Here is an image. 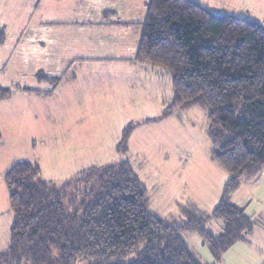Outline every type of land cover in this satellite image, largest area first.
Instances as JSON below:
<instances>
[{"label":"trees","instance_id":"obj_1","mask_svg":"<svg viewBox=\"0 0 264 264\" xmlns=\"http://www.w3.org/2000/svg\"><path fill=\"white\" fill-rule=\"evenodd\" d=\"M147 7L136 60L171 73L165 116L207 112L213 159L230 173L219 203L212 213L189 203L177 223L148 211V189L127 160L60 184L42 179L37 162L19 161L5 174L14 221L0 264H216L202 262L182 232H198L220 260L247 225L232 196L241 179L264 169V26L195 0H149ZM8 92L0 86V97ZM212 217L226 221L223 232L205 226Z\"/></svg>","mask_w":264,"mask_h":264},{"label":"rangeland","instance_id":"obj_2","mask_svg":"<svg viewBox=\"0 0 264 264\" xmlns=\"http://www.w3.org/2000/svg\"><path fill=\"white\" fill-rule=\"evenodd\" d=\"M195 1L216 14L245 17L264 26V0ZM17 8L22 18L21 0L19 4L0 1L4 22L16 19ZM1 30L0 86L9 92L0 97V252L9 246L14 221L5 174L19 161L37 162L42 179L60 184L91 166L127 160L148 189L151 213L183 223L186 217L180 205L190 202L212 213L230 173L213 159L204 109H174L164 115L174 98L168 69L136 60L123 65L81 60L84 64L78 67L75 81L70 79L71 71L61 82L50 81L49 77H60L54 75L58 71L54 68L66 60L53 53L51 60L49 49L40 56L21 54L28 49L38 52L40 45L27 37L17 43L16 26L6 27L5 40ZM44 32V27L35 28L36 36ZM15 49L18 53L11 58ZM115 68L138 71L113 74ZM29 86L52 91L47 96L25 89ZM232 201L247 216V225L220 260L198 232L185 230L182 235L203 261L264 264V175L254 181L241 179ZM225 222L212 217L205 226L220 233Z\"/></svg>","mask_w":264,"mask_h":264},{"label":"crops","instance_id":"obj_3","mask_svg":"<svg viewBox=\"0 0 264 264\" xmlns=\"http://www.w3.org/2000/svg\"><path fill=\"white\" fill-rule=\"evenodd\" d=\"M0 1L9 2V0ZM148 1L21 0L22 12H25L22 18H20L19 8L16 11V19L11 18L8 22H4L0 15V28L5 29V31L0 29L3 32L1 37L6 39L7 26L9 29L16 26V33L19 36L17 43L27 37L30 43L40 45L38 52L28 49L21 54L34 53V56H40L46 49H49L51 60L52 53L57 54L64 61L66 60L65 63L61 62L58 67L54 68V70H58L54 75L58 74L60 77H49L50 81L52 79L61 82L65 78L64 75L69 74V71H71L70 79L75 81L79 71L78 67L84 64V62L78 61L95 60L105 63L111 60L123 65L125 61L136 60L142 26L147 17ZM16 2L19 4V0H15ZM37 26L45 28L42 36H36L35 28ZM47 43L49 46L51 44V47H48ZM97 51L98 53H95ZM15 53H18L16 49L11 58L15 56ZM113 71V74H117L116 71L122 74H130L133 71L135 74L138 70L115 68ZM69 86L72 89L73 85L70 82ZM27 88L29 91L45 92L40 87L29 86ZM51 91H46L45 95L48 96ZM263 175L264 170L257 177H263ZM257 177L245 180L254 181L258 179ZM187 205L189 203L180 205L181 210ZM195 253L202 262H209L203 261L199 254Z\"/></svg>","mask_w":264,"mask_h":264}]
</instances>
